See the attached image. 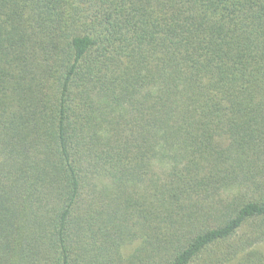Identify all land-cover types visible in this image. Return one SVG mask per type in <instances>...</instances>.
Here are the masks:
<instances>
[{
  "label": "trees",
  "instance_id": "1",
  "mask_svg": "<svg viewBox=\"0 0 264 264\" xmlns=\"http://www.w3.org/2000/svg\"><path fill=\"white\" fill-rule=\"evenodd\" d=\"M0 264H264V0H0Z\"/></svg>",
  "mask_w": 264,
  "mask_h": 264
}]
</instances>
